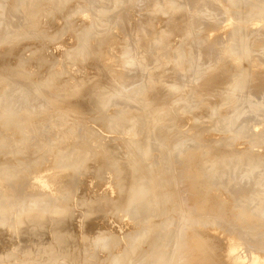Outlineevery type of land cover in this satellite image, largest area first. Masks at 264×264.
<instances>
[{
    "label": "rangeland",
    "instance_id": "rangeland-1",
    "mask_svg": "<svg viewBox=\"0 0 264 264\" xmlns=\"http://www.w3.org/2000/svg\"><path fill=\"white\" fill-rule=\"evenodd\" d=\"M170 1L0 0V264H217L183 251L196 226L264 254V7L203 0L216 19L194 26Z\"/></svg>",
    "mask_w": 264,
    "mask_h": 264
},
{
    "label": "bare ground",
    "instance_id": "bare-ground-1",
    "mask_svg": "<svg viewBox=\"0 0 264 264\" xmlns=\"http://www.w3.org/2000/svg\"><path fill=\"white\" fill-rule=\"evenodd\" d=\"M160 1V0H159ZM165 1H168V0H165ZM192 1V11H193V14H191L192 16L190 17L191 18V20H189L190 21V24H193L194 26L196 25V23L200 26H204V25H206L207 24V21L208 20H212V21H214V19H216L215 17L217 16L215 13H213V12H211L210 11V9H209V7L207 6V3H206V1H204L203 2V0H191ZM229 1V0H228ZM258 1V4L260 5V6H262V8L264 7V0H257ZM146 2V1H145ZM157 2V1H156ZM163 2V1H162ZM169 2H171L170 0H169ZM231 2V1H230ZM166 3H168V2H166ZM186 3V2H185ZM189 3V2H188ZM169 4V3H168ZM187 4V3H186ZM171 5H173L172 3H171ZM170 5V6H171ZM169 6V5H168ZM172 7V6H171ZM174 8V7H173ZM177 8V7H176ZM258 8H259V6H258ZM257 8V9H258ZM169 9V8H168ZM252 9V8H251ZM174 10H175V8H174ZM184 10V9H183ZM264 10V9H263ZM187 11V10H186ZM177 12H178V10H177ZM189 12V11H188ZM260 12V11H259ZM263 12V11H262ZM187 13V12H186ZM192 13V12H191ZM248 14V13H247ZM243 15H244V13H243ZM178 16V15H177ZM241 17V16H240ZM263 18H264V15L262 16ZM175 18V17H174ZM189 18V19H190ZM115 20V19H114ZM176 20V19H175ZM174 19H170V20H168V22H170V23H172L170 26L173 28V27H175V28H177V26H178V23L179 22H177V24H175V21ZM106 22V21H105ZM108 22V21H107ZM215 22H217V21H215ZM231 22V21H230ZM189 23V22H188ZM141 25H143V23H140ZM251 24V23H250ZM139 25V24H138ZM169 25H167L168 27H169ZM229 25V24H228ZM258 25V24H257ZM94 26H96V23H95V25ZM104 26V25H103ZM144 26V25H143ZM237 26V25H236ZM110 27V26H109ZM142 26H138V29L139 28H141ZM229 27V26H228ZM145 28V27H144ZM233 28V27H232ZM103 29H104V27H103ZM102 29V30H103ZM135 29L137 30V28L135 27ZM142 29V28H141ZM140 29V30H141ZM106 30V29H105ZM135 30V31H136ZM227 30V29H226ZM142 31V30H141ZM172 31V30H171ZM228 31V30H227ZM139 33H140V31H139ZM232 33V32H231ZM231 33L229 32V39H227V41H228V43H229V41H231L232 42V40H233V37H234V35L232 34L231 35ZM137 34H138V31H137ZM161 35H163V34H161ZM260 35V34H259ZM198 36H200V34H198ZM198 36H196V38H197V42H198V51L195 53V58H198L199 56H200V54H201V52L203 51V47H202V45H203V43H204V41H205V39L201 36V38H199L198 39ZM263 36V35H262ZM137 37H138V35H137ZM259 37V36H258ZM256 38V37H255ZM262 41H264V40H262ZM236 43V42H235ZM225 44V43H224ZM264 44V43H263ZM234 48V47H233ZM260 48H261V46H260ZM261 49H263V48H261ZM103 53V52H102ZM88 54V53H87ZM121 54H122V52H121ZM242 54V53H241ZM222 55V54H221ZM235 56V55H234ZM224 57V56H223ZM219 58H220V56H219ZM241 59V58H240ZM219 60H221V59H219ZM75 61V60H74ZM102 61V60H101ZM215 62V61H214ZM220 62V61H219ZM101 63V62H100ZM101 68V67H100ZM241 69V68H240ZM103 70V69H102ZM2 74V73H1ZM116 77V76H115ZM19 78V77H18ZM114 78V77H113ZM5 79V78H4ZM248 79V78H247ZM28 82H32V81H28ZM113 83V82H112ZM249 83V82H248ZM245 85V84H244ZM263 86V85H262ZM36 90V89H35ZM215 90V89H214ZM245 91V90H244ZM22 92V94H23V90H18V94H20V93ZM36 93H39V92H37L36 91ZM17 94V95H18ZM17 95H14L13 94V97L14 98H12V104H14L13 102H16V101H19L20 102V100H23V99H25V98H28V94L26 95V97H21V96H23V95H19V96H17ZM223 95V94H222ZM25 96V95H24ZM35 97L37 96V95H34ZM16 97V98H15ZM233 98V97H232ZM31 99H33V101L34 102H37V101H35V99H34V97H31ZM93 99V98H92ZM91 99V100H92ZM171 99V98H170ZM170 101V100H169ZM11 104V105H12ZM81 104V103H80ZM34 105H38V107H39V109L40 110H42L43 109V104H40V103H38V104H34ZM83 105V104H82ZM212 106V105H211ZM160 107H161V105H160ZM230 107V106H229ZM83 108V107H82ZM158 108V107H157ZM233 108V107H232ZM249 108V107H248ZM231 110V109H230ZM109 111V110H108ZM107 112V111H106ZM25 114V113H24ZM130 114V113H129ZM200 115V114H199ZM195 117V116H194ZM105 121V120H104ZM229 123V122H228ZM216 129V128H215ZM232 129V128H231ZM31 131V126L30 125H28V126H26L25 128H24V135H21L20 136V138H19V144H17V146L20 148V149H18L19 151H14L13 152V154H14V157H16V159L17 158H20V152L22 151L21 150V148L23 149V146H22V143H24V144H26V139H27V137L29 136V132ZM130 132V131H129ZM243 133H245V132H243ZM169 136V135H168ZM27 140H29V139H27ZM225 140V139H224ZM0 141H2L3 142V140H0ZM258 141V140H257ZM5 142V141H4ZM43 142V141H42ZM197 142V141H196ZM1 143V142H0ZM39 143H40V141H39ZM48 143H50V142H48ZM175 143V142H174ZM1 144H3V143H1ZM6 144V143H5ZM197 144V143H196ZM45 145V144H44ZM47 145V144H46ZM199 145V144H198ZM52 146V145H51ZM190 146V145H189ZM17 147V148H18ZM47 147V146H46ZM110 148V147H109ZM27 149V147H25V150ZM199 149V148H198ZM197 149V150H198ZM49 150V149H48ZM17 152H19V153H17ZM176 152V151H175ZM203 152V151H202ZM241 152V151H240ZM189 154H190V151L188 152ZM176 154V153H175ZM246 154V153H245ZM169 155V154H168ZM237 155V154H236ZM241 156V155H240ZM233 157V156H232ZM16 159H14V161H17ZM170 159V158H169ZM199 159V156L197 155V154H193L192 153V155H186V156H183L181 159H180V162H181V170L179 171V174H181V175H188V174H190L191 173V170L190 169H188L189 167H188V165H187V163H189V162H191V161H195V160H198ZM225 159V158H224ZM204 160H205V158H204ZM216 160V159H215ZM256 160H257V158H256ZM105 161V160H104ZM203 161V160H202ZM206 161V160H205ZM225 161V160H224ZM238 161V159L235 161V162H237ZM259 161V160H258ZM170 162V161H169ZM173 162V161H172ZM216 162L217 161H215V164H216ZM234 162V161H233ZM13 163V162H12ZM23 163V162H22ZM29 164V163H28ZM31 164V163H30ZM204 164V163H203ZM98 165V164H97ZM177 165V164H176ZM235 165V164H234ZM262 165V164H261ZM169 166V165H168ZM231 166H232V164H231ZM237 166V165H236ZM258 166V165H257ZM14 167V166H13ZM32 166L31 165H29V168H31ZM256 167V166H255ZM216 168V167H215ZM233 168V167H232ZM235 168V167H234ZM248 168V167H247ZM62 169V168H61ZM130 169V168H129ZM8 171L10 170L9 168L7 169ZM19 170V169H18ZM25 170V169H24ZM26 170H27V168H26ZM110 170V169H109ZM214 170V169H213ZM234 170V169H233ZM60 171H62V170H60ZM64 171V170H63ZM62 171V172H63ZM207 171V170H206ZM210 171V170H209ZM215 171V170H214ZM13 172V171H12ZM11 172V173H12ZM22 172H23V169H22ZM62 172H60V173H62ZM110 172H112V171H110ZM8 173L9 172H6V175H5V177L7 176V178L9 177V175H8ZM11 173H9L10 174V177L8 178L9 180L7 181V182H11V180H12V174ZM15 173V172H14ZM58 173H59V171H58ZM206 173V172H205ZM208 173V172H207ZM234 173V172H233ZM129 174H130V172H129ZM211 174V173H210ZM15 175V174H14ZM13 175V176H14ZM61 175V174H60ZM60 175H58V176H60ZM209 174H207V176H208ZM55 178H56V180H58V176L57 175H53ZM206 176V177H207ZM225 176V175H224ZM230 176V175H229ZM234 176V175H233ZM15 177V176H14ZM17 177V176H16ZM11 178V179H10ZM181 178V177H180ZM187 178V177H186ZM60 180H62L61 178H59ZM210 179V178H209ZM59 180V181H60ZM214 180V179H213ZM230 180V179H229ZM53 181H55V180H53ZM173 181V180H172ZM213 182V181H212ZM211 182V183H212ZM53 183V182H52ZM61 183V182H60ZM231 183V182H230ZM59 184V183H58ZM178 185V184H177ZM24 186V185H23ZM187 187H189V189H190V191H192L191 193L192 194H190V195H195L197 192H198V188H197V186H196V182L194 181V180H189L188 182H187V185H186ZM210 186V185H209ZM128 189V188H127ZM188 189V190H189ZM206 189H207V187H206ZM215 189V188H214ZM9 190V189H8ZM204 190V189H203ZM16 191H18V190H16ZM184 191H185V189H184ZM208 191H209V189H208ZM222 191V190H221ZM188 192V191H187ZM76 193V192H75ZM141 193V192H140ZM177 193V190H176V192H175V194ZM209 193V192H208ZM245 193V192H244ZM151 194V193H150ZM218 194V193H217ZM183 195V194H182ZM205 195H206V192H205ZM148 196H149V194H148ZM152 196V195H151ZM216 197L217 196H219V195H215ZM118 197V196H117ZM150 197V196H149ZM153 197V196H152ZM176 197H177V200H178V196L177 195H175V199H176ZM197 197V196H196ZM195 197V198H196ZM86 199V198H85ZM109 199V198H108ZM220 199V198H219ZM11 200V199H10ZM103 200V199H102ZM198 199H196V201H197ZM200 200V199H199ZM206 200V199H205ZM205 200H203V201H205ZM224 200V199H223ZM6 201V200H5ZM12 201V200H11ZM179 201V200H178ZM195 201V207H198L199 208V211H200V213H202V214H204L205 212H208V209L204 206V202L202 203V202H196ZM207 201V200H206ZM222 201V200H221ZM7 202V201H6ZM96 202V201H95ZM103 202V201H102ZM139 202V201H138ZM152 202H153V200H152ZM182 202H183V200H182ZM34 203V202H33ZM226 203V202H225ZM30 204H32V203H30ZM99 204V203H98ZM184 204V203H183ZM222 204H223V202H222ZM12 205V204H11ZM181 205V204H180ZM9 206V205H8ZM98 206V205H97ZM105 206V205H104ZM26 207V206H25ZM96 207V206H95ZM99 207V206H98ZM145 207V206H144ZM147 207V206H146ZM184 207V206H183ZM219 207V206H218ZM186 208V207H185ZM235 208V207H234ZM95 209V208H94ZM156 209V208H155ZM197 209V208H196ZM196 209H195V211H196ZM222 209V208H221ZM4 210V209H3ZM188 210V209H187ZM218 210V209H217ZM191 211V210H190ZM195 211H192V212H194L195 213ZM220 211V210H219ZM218 211V212H219ZM223 211V210H222ZM227 212V211H226ZM104 213V212H103ZM146 213V212H145ZM238 213H239V211H238ZM237 212H236V214L235 213H233V214H235V215H233V217H235L237 214H238ZM220 213H218V215H219ZM224 213H222L221 212V215H223ZM243 214V213H242ZM246 214H247V211H246ZM192 215H193V213H192ZM220 215V216H221ZM249 215V214H248ZM255 215V214H254ZM14 216V215H13ZM124 216V215H123ZM208 216V215H207ZM220 216H218V217H220ZM238 216H242V215H239L238 214ZM244 216H245V214H244ZM259 216V215H258ZM193 217V216H192ZM206 217V216H205ZM217 217V218H218ZM240 217H238V218H240ZM250 217V216H249ZM252 217V216H251ZM260 217V216H259ZM26 218V217H25ZM37 218H41V219H44V218H42V215H41V217H39V216H32V217H29V218H26L25 220H27V223L30 225V227H27V231H31V230H33L34 229V231H35V228H37L36 226H38V224H40L41 222H42V220H39L38 219V224H37V222H36V220H37ZM203 218V217H202ZM214 218V217H213ZM225 218V217H224ZM237 217H236V220H238V222H239V220L241 221V219H238ZM253 218V217H252ZM251 218V219H252ZM257 218V217H256ZM262 218V217H261ZM205 219V218H204ZM209 220H210V218H208ZM247 219V218H246ZM206 220V219H205ZM214 220V219H213ZM221 220H223V219H221ZM249 220H250V218H249ZM39 221H41V222H39ZM204 221V220H203ZM211 221V220H210ZM214 221H216V220H214ZM214 221H211V222H213L214 223ZM224 221H226V220H224ZM223 221V222H224ZM228 221H230V220H227V222ZM245 221H248V219L247 220H245ZM251 221V220H250ZM250 221H248V222H250ZM36 222V223H35ZM205 222V221H204ZM217 222H218V220H217ZM242 222V221H241ZM241 222H240V225H241ZM244 222V221H243ZM247 222V223H248ZM258 222V221H257ZM43 223V222H42ZM199 223V222H198ZM216 223V222H215ZM220 223H222V222H220ZM230 223V225L232 226V224H233V222H229ZM229 223H228V225H229ZM251 223V222H250ZM255 223V222H254ZM13 224H14V222H13ZM35 224H37V225H35ZM66 224V223H65ZM200 224V223H199ZM208 224V223H207ZM219 224V223H218ZM234 224H236V223H234ZM256 224H258V223H255V225H254V227H256ZM42 225V224H41ZM63 225V224H62ZM151 225V224H150ZM209 225H210V223H209ZM225 225H227V223L225 224V223H223V226H225ZM243 225V224H242ZM245 225V224H244ZM251 225V224H250ZM194 226H196V224L194 225ZM211 226V225H210ZM219 226V225H218ZM236 226H239V223L236 225ZM242 227V226H241ZM38 228H40V225H39V227ZM221 228V227H220ZM223 228H225V227H223ZM2 229V228H1ZM0 229V230H1ZM236 229V228H235ZM53 230L54 231H58L59 233H61L63 236L65 235V234H69L70 232H72L73 234H76V235H78L77 234V231H76V227L75 228H67L66 226H56V227H54L53 228ZM82 230V229H81ZM225 230H227L228 231V229H225ZM232 230V229H231ZM237 230H238V228H237ZM226 231V232H227ZM234 231V230H233ZM249 231V230H248ZM257 231V230H256ZM15 232V231H14ZM2 233V232H1ZM109 233V232H108ZM107 233V234H108ZM187 233H188V236H189V238H188V240H187V242H186V244H185V250H183V251H187V252H190V251H196V256L198 257V259H203L205 262H207V263H212V261H217V264H264V254H253V255H249V256H244V255H241V254H239L238 252H237V246L239 245V244H237L236 243V239L234 238V236L231 234V236L230 235H226V236H224L225 234H220V231H218V230H216V229H206V228H203V227H198L197 228V226H196V228H192V229H189V230H187ZM230 233V232H229ZM16 234V233H15ZM3 235V234H2ZM102 237V236H101ZM242 237V236H241ZM29 238V237H28ZM51 238V237H50ZM64 238V237H63ZM97 238H99V237H97ZM11 239V238H10ZM65 239V238H64ZM77 237L75 236L72 240H70L69 242L67 241V240H65V242L67 241V250L68 251H70V253H71V251H73L74 249H71V246L75 243H77ZM69 240V239H68ZM217 241L218 242V244H219V248L216 250V251H214V253L213 254H209V253H207L206 251V249H205V245L208 243V242H213V241ZM56 241H58V240H56ZM252 241V240H251ZM13 245V244H12ZM246 246V245H245ZM70 247V248H69ZM97 247V246H96ZM110 247H112V246H110ZM258 247H260V246H258ZM264 247V246H263ZM75 248V247H74ZM27 249V248H26ZM61 249V248H60ZM257 250L259 249V248H256ZM256 249L254 250V251H256ZM264 249V248H263ZM240 250V249H239ZM28 251V250H27ZM27 251H26V254H27ZM49 251V250H48ZM83 251V250H82ZM261 251V250H260ZM46 252V251H45ZM67 252V251H66ZM242 253V252H241ZM17 254V253H16ZM28 254H29V251H28ZM42 254L44 255V253L42 252ZM42 254H41V252H37L36 253V255H35V259L34 260H36V258H38V257H40V256H42ZM49 254V253H48ZM31 255V254H30ZM30 255H27V258L29 259L28 261H30V257L32 256H30ZM25 257H26V255H24ZM34 256V255H33ZM33 256H32V258H33ZM43 257H45V256H43ZM31 258V259H32ZM46 258H48V257H46ZM52 258V257H51ZM203 261V262H204ZM203 264V263H202Z\"/></svg>",
    "mask_w": 264,
    "mask_h": 264
}]
</instances>
